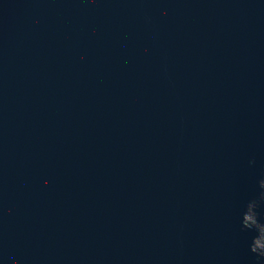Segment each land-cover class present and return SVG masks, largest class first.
Listing matches in <instances>:
<instances>
[{
	"label": "water",
	"instance_id": "95a60500",
	"mask_svg": "<svg viewBox=\"0 0 264 264\" xmlns=\"http://www.w3.org/2000/svg\"><path fill=\"white\" fill-rule=\"evenodd\" d=\"M0 264H264V0H0Z\"/></svg>",
	"mask_w": 264,
	"mask_h": 264
}]
</instances>
